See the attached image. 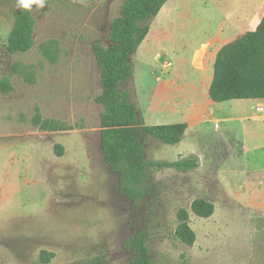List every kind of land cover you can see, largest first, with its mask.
Listing matches in <instances>:
<instances>
[{
  "label": "rangeland",
  "instance_id": "1",
  "mask_svg": "<svg viewBox=\"0 0 264 264\" xmlns=\"http://www.w3.org/2000/svg\"><path fill=\"white\" fill-rule=\"evenodd\" d=\"M123 2L41 0L42 7L23 8L20 0H0V80L8 76L12 85L0 90V264H129L128 241L143 229L154 264H264V221L250 214L254 209L264 217L258 188L264 121L260 145L248 137L243 150L245 130L248 136L254 131L241 117L257 113L264 100L210 105L199 127L191 114L218 50L250 30L248 16L261 0H168L153 20L133 57L132 99L147 125H190L182 143L143 132L151 182L138 204L120 191L118 174L104 161V107L95 101L102 87L94 45H109ZM26 9L35 44L11 53L16 14ZM219 27L232 32L197 46ZM36 114L67 129L41 130L33 124ZM56 143L64 146L62 156ZM187 144L198 155L189 154ZM189 158L198 159L194 169L155 166ZM197 198L214 202L212 216L192 212ZM180 208L190 211L193 246L176 237ZM44 250L53 253L49 262L40 257Z\"/></svg>",
  "mask_w": 264,
  "mask_h": 264
},
{
  "label": "trees",
  "instance_id": "2",
  "mask_svg": "<svg viewBox=\"0 0 264 264\" xmlns=\"http://www.w3.org/2000/svg\"><path fill=\"white\" fill-rule=\"evenodd\" d=\"M168 0H124L120 14L113 18L110 27V43L94 45L95 59L100 71L102 91L95 101L104 107L100 115L101 147L109 168L119 177L120 191L136 204L148 195L151 178L150 164L145 157L142 135L145 131L168 144L179 143L188 128L187 122L147 125L132 99L134 86L133 57L149 33L151 24ZM35 3L30 4L32 8ZM34 19L29 9L16 14L14 26L8 38L9 52H27L35 44ZM133 85V89L127 85ZM12 89L9 77L0 80V90ZM209 96L215 102L232 99L264 100V16L254 30H248L238 38L224 44L218 50L213 65V78ZM33 124L41 130H65L38 114ZM58 156L64 154V146L54 145ZM195 158V157H194ZM156 168L174 167L190 170L198 166V159L162 161ZM198 217L208 218L215 212V204L206 198H197L191 204ZM177 217L176 237L193 246L197 235L190 225V211L180 208ZM133 258L129 264H154L146 230H139L128 241ZM52 252L42 251L41 259L49 262Z\"/></svg>",
  "mask_w": 264,
  "mask_h": 264
},
{
  "label": "crops",
  "instance_id": "3",
  "mask_svg": "<svg viewBox=\"0 0 264 264\" xmlns=\"http://www.w3.org/2000/svg\"><path fill=\"white\" fill-rule=\"evenodd\" d=\"M257 8H258V10L257 11L255 10L256 12L254 11V13H251V15L248 16L247 25L249 26L248 28L250 30H254L257 27V25L259 24V22L261 21L262 17L264 16V0H261L259 6ZM239 21L243 22V19L242 20L240 19ZM230 25L232 27H234L233 24H230ZM231 26H229V27H231ZM229 27H219L218 30H214L212 32L211 31L206 32L207 36L203 40H201L197 44V46L200 45L202 42L207 41L210 35L213 36L215 34L216 36H220V37L225 38L226 35H227V32L228 33L232 32V31L228 30ZM215 58H216V56L214 57L213 62L215 61ZM213 65L214 64L211 65V69H210L211 73L209 75L210 78H209V81L207 83V86L205 87V90H204V93H203V98L200 101H197V102L194 99L192 107H191V112H192L191 114L198 118V121L196 122V126L197 127H199L201 122L203 121V119L205 117V113H208V107L210 105L215 104V103H219V102L213 101L210 98V96H209V87H210V83H211L212 78H213ZM240 100H242V102H244V101H262L263 99H240ZM223 102H233V103H235V102H241V101H235V99H232V100L223 101ZM260 106H262V108H260ZM256 109L260 113H258V112L256 113L255 112V113H251V114H248V115L243 114V116H241L249 124V125L247 124V127H250L254 131L253 135L248 136L247 135L248 133H245L246 132V130H245V132H244V137L245 138L243 139V145H242V149L243 150L247 149V146H245L244 140L247 141L248 137L249 138L253 137V142L255 141L257 145H260L259 144L260 137H261L260 132L263 130V128H262V125L260 124L259 121L260 120L264 121V104H261V105L257 106ZM245 111H246V109L242 110V112H244V113H245ZM189 125H190V123H188V128L187 129H189ZM187 129H186V131H187ZM184 137H185V134H184L183 138ZM183 138L181 140V143L183 141ZM186 147H187L186 150L188 151L189 154H197L198 155V152L196 150L197 147L196 148H193V147L191 148V147H188V144L186 145ZM183 153L184 152H180L179 153L180 157H182L184 155ZM261 184H263V185H261ZM258 188L262 192V193L260 192V195L264 194V183L260 182V186L258 185ZM250 214H252L251 216H255L256 218L260 219L261 221H264V217H262V215H260L261 212L258 213L256 210L251 209L250 210Z\"/></svg>",
  "mask_w": 264,
  "mask_h": 264
},
{
  "label": "clouds",
  "instance_id": "4",
  "mask_svg": "<svg viewBox=\"0 0 264 264\" xmlns=\"http://www.w3.org/2000/svg\"><path fill=\"white\" fill-rule=\"evenodd\" d=\"M32 3L40 4L41 7L43 6L41 0H20V5L23 8H29Z\"/></svg>",
  "mask_w": 264,
  "mask_h": 264
}]
</instances>
